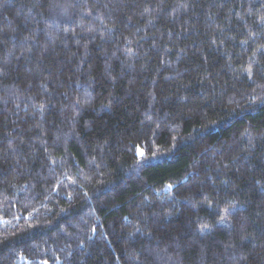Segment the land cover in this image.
Listing matches in <instances>:
<instances>
[{"label":"trees","instance_id":"1","mask_svg":"<svg viewBox=\"0 0 264 264\" xmlns=\"http://www.w3.org/2000/svg\"><path fill=\"white\" fill-rule=\"evenodd\" d=\"M0 264H264V0H0Z\"/></svg>","mask_w":264,"mask_h":264},{"label":"snow or ice","instance_id":"2","mask_svg":"<svg viewBox=\"0 0 264 264\" xmlns=\"http://www.w3.org/2000/svg\"><path fill=\"white\" fill-rule=\"evenodd\" d=\"M169 187H171V185H169Z\"/></svg>","mask_w":264,"mask_h":264}]
</instances>
